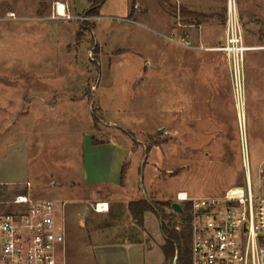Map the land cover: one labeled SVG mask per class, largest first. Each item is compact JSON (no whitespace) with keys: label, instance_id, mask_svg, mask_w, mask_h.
<instances>
[{"label":"rangeland","instance_id":"obj_1","mask_svg":"<svg viewBox=\"0 0 264 264\" xmlns=\"http://www.w3.org/2000/svg\"><path fill=\"white\" fill-rule=\"evenodd\" d=\"M69 1L74 14L90 8V0ZM229 1L106 0L99 17L60 22L71 31L68 68L61 54L44 58L38 38V64L58 73L39 76V89L59 92L51 104L39 102L27 124L33 136L10 134L2 141L0 185L12 198L26 193L29 181L33 196L61 202L65 264H164L159 212L172 213L167 203L183 191L191 197L247 191L245 147L253 193L264 195V49L246 55L251 109L244 125L226 56L206 49L225 41ZM234 1L246 45L264 46V0ZM16 3L1 0L0 17ZM183 10L214 15L208 41L196 35L204 18ZM181 36L199 48L178 44ZM21 59L26 69L35 61L33 55ZM141 199L155 206L143 227L128 209ZM105 203L109 209L97 211Z\"/></svg>","mask_w":264,"mask_h":264},{"label":"built area","instance_id":"obj_2","mask_svg":"<svg viewBox=\"0 0 264 264\" xmlns=\"http://www.w3.org/2000/svg\"><path fill=\"white\" fill-rule=\"evenodd\" d=\"M67 1L54 0L52 18L81 22L95 18L72 13ZM9 17L17 18L14 12ZM181 45L199 48L186 39ZM206 49L226 56L239 121L244 125L246 53L254 48L245 43L236 1L228 3L224 43ZM243 161L248 169L247 191L233 187L220 196L191 197L185 191L177 195L176 201L189 215L192 264H264V195L253 193L247 147ZM31 188L27 182L26 193L6 198L5 185H0V264H65L67 231L60 219L61 202L37 198ZM172 264H178L177 255Z\"/></svg>","mask_w":264,"mask_h":264},{"label":"crops","instance_id":"obj_3","mask_svg":"<svg viewBox=\"0 0 264 264\" xmlns=\"http://www.w3.org/2000/svg\"><path fill=\"white\" fill-rule=\"evenodd\" d=\"M53 2L54 0H17V7L6 8L4 15L0 17V149L3 146L2 141L10 134L13 138L21 136L26 138L28 134L29 136H33V130L27 124H31L33 119H35L36 108L41 105L39 102L44 101L46 104L50 103L56 97L55 92H59V90H55V87L52 88V91H47L48 93L39 89V76L41 79H44V76H52L55 70L53 66H50L49 71L48 69L45 71L42 69L43 65L38 64V38H40L41 42L45 43L44 48H42V56L44 58H48V56L52 58L55 54L56 56L58 55L57 57L59 59V54H61V63L64 65L65 60L68 68L71 31L68 24L65 26L60 23H64L63 21L66 20L51 17ZM67 2L69 4V10L75 13L76 8L74 4L69 0ZM91 4L92 1L90 0V7ZM28 10L31 13H28ZM12 12L16 14L17 18L9 17V14ZM211 19L212 17L199 20L205 21L204 24H202L203 21L200 23V29L198 32L196 31L197 38L203 42L208 41L209 22ZM47 21L56 22L49 24ZM74 26L77 27V25ZM183 37H179L178 44L181 45V41L184 40ZM203 42L201 43L203 44ZM23 43L26 46H29V43L31 45L27 49L19 51ZM59 47L62 49L61 53L55 50V48L59 49ZM253 48L252 50H260L257 47ZM32 55L35 61L28 63V69L22 68L19 62L22 60L21 58H31ZM10 59L14 60L12 64H8V60ZM55 74L58 73L55 71ZM68 90L66 91V97L69 96ZM61 95H64V91L61 92ZM249 102V94L247 93L246 117H248L249 110L251 109ZM6 123H11V125L6 126ZM25 123L26 125H23ZM34 134H36V131H34ZM125 154L124 159L127 160L132 154L130 147L126 148ZM123 160L119 163V166ZM137 243H141V241Z\"/></svg>","mask_w":264,"mask_h":264},{"label":"trees","instance_id":"obj_4","mask_svg":"<svg viewBox=\"0 0 264 264\" xmlns=\"http://www.w3.org/2000/svg\"><path fill=\"white\" fill-rule=\"evenodd\" d=\"M91 7L85 12L89 16H99L100 10L106 0H91ZM184 14L190 17L197 18H211L214 17L213 14H203L199 12H189L183 10ZM99 144L101 142H96ZM125 175V165L123 167L122 179ZM172 208V204H168ZM155 206L152 202L146 199H141L138 201H131L128 205L129 212L133 216L134 220L140 227L144 226L145 214L149 210H154ZM160 218L162 220V230L165 236V244L163 246V251L165 255L164 264H172V260L177 255L178 264H192L191 256V232L189 225V215L186 210L183 213H177L172 209V213L166 214L164 212H159ZM176 216L177 218H174Z\"/></svg>","mask_w":264,"mask_h":264},{"label":"water","instance_id":"obj_5","mask_svg":"<svg viewBox=\"0 0 264 264\" xmlns=\"http://www.w3.org/2000/svg\"><path fill=\"white\" fill-rule=\"evenodd\" d=\"M161 132L163 133V132H164V129H161ZM172 209H173L175 212H177V213H183V208H182L181 204L178 203V202H174V203L172 204Z\"/></svg>","mask_w":264,"mask_h":264},{"label":"bare ground","instance_id":"obj_6","mask_svg":"<svg viewBox=\"0 0 264 264\" xmlns=\"http://www.w3.org/2000/svg\"><path fill=\"white\" fill-rule=\"evenodd\" d=\"M100 206H101V207H100V208H101V209H100L101 212H103V211H107V210L109 209V208H108V205H107L106 203H105V204H101Z\"/></svg>","mask_w":264,"mask_h":264}]
</instances>
